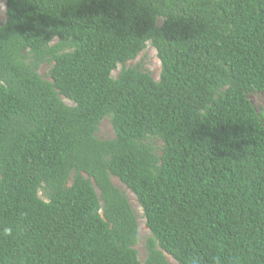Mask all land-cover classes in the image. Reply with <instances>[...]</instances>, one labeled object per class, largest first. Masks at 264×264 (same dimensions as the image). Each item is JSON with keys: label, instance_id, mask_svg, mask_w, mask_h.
Returning a JSON list of instances; mask_svg holds the SVG:
<instances>
[{"label": "trees", "instance_id": "obj_1", "mask_svg": "<svg viewBox=\"0 0 264 264\" xmlns=\"http://www.w3.org/2000/svg\"><path fill=\"white\" fill-rule=\"evenodd\" d=\"M148 43L158 80L128 65ZM253 89L264 91V0H7L0 264H143L112 176L143 209L145 264H264ZM106 117L111 139L97 136Z\"/></svg>", "mask_w": 264, "mask_h": 264}, {"label": "rangeland", "instance_id": "obj_2", "mask_svg": "<svg viewBox=\"0 0 264 264\" xmlns=\"http://www.w3.org/2000/svg\"><path fill=\"white\" fill-rule=\"evenodd\" d=\"M6 2L7 0H0V23L6 21ZM161 22V21H160ZM143 62L145 67L150 70L153 77L158 80L161 72V61L158 58L157 50L153 45L148 43L146 49L140 53V55L133 61H130L128 65H135L138 62ZM51 65L43 64L39 69V73L44 78H48L50 72ZM122 69V66H119L116 70L113 71V76L117 77ZM248 97L250 101L253 103L255 108L257 109L262 122H264V91L259 89H253L248 93ZM68 104H72L69 100L66 101ZM97 136L102 139H111L115 137V132L110 122V118L106 117L102 120L99 130L97 132ZM112 181L114 184L120 188L126 195L129 197V200L132 204L133 209L135 210L138 222H139V236L140 240L135 248L138 251L139 259L143 264H145V260L147 258V250H146V241L151 236V232L149 228L146 226V219L143 215V209L140 206L136 196L134 193L127 188V186L116 176H112ZM172 264H178L174 259H170Z\"/></svg>", "mask_w": 264, "mask_h": 264}, {"label": "bare ground", "instance_id": "obj_3", "mask_svg": "<svg viewBox=\"0 0 264 264\" xmlns=\"http://www.w3.org/2000/svg\"><path fill=\"white\" fill-rule=\"evenodd\" d=\"M169 259H173L172 257L168 256ZM171 261V260H170Z\"/></svg>", "mask_w": 264, "mask_h": 264}, {"label": "water", "instance_id": "obj_4", "mask_svg": "<svg viewBox=\"0 0 264 264\" xmlns=\"http://www.w3.org/2000/svg\"><path fill=\"white\" fill-rule=\"evenodd\" d=\"M167 257H168V255H167ZM169 259V258H168Z\"/></svg>", "mask_w": 264, "mask_h": 264}]
</instances>
